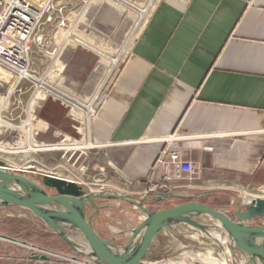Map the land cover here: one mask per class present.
<instances>
[{
	"label": "crops",
	"instance_id": "0c3cea01",
	"mask_svg": "<svg viewBox=\"0 0 264 264\" xmlns=\"http://www.w3.org/2000/svg\"><path fill=\"white\" fill-rule=\"evenodd\" d=\"M86 1H54L53 21L38 31L45 37L44 46L33 47L29 58L34 77L47 72L57 86L83 95L80 105H91L88 99L102 83L117 48L87 36L95 50L55 45L53 32L60 21L77 13L81 25L95 20L94 29L101 32H113L120 19L110 0H94L97 5ZM26 83L15 90L11 84L7 94H0V113L15 106L18 119L28 126L24 139L17 141L21 145L1 142L5 150L0 165L5 168L35 177L53 172L83 186L86 193L141 198L147 181L156 179L153 164L165 141L184 136L189 140L182 142L190 149L183 151V159L200 173L191 182H174L176 191L197 196V202L227 215L235 211L237 198H264V0L249 5L242 0H156L90 119L78 109L67 113L50 97L36 107L27 100L23 106ZM63 138L96 146L95 164L106 169L108 179L86 184L71 164L57 160ZM109 202L116 201L95 200L97 211L86 205V215L102 239L124 245L136 226L113 219L99 224V214L108 217L113 209L124 213L134 208ZM197 257L202 258L190 255L191 260Z\"/></svg>",
	"mask_w": 264,
	"mask_h": 264
},
{
	"label": "water",
	"instance_id": "95a60500",
	"mask_svg": "<svg viewBox=\"0 0 264 264\" xmlns=\"http://www.w3.org/2000/svg\"><path fill=\"white\" fill-rule=\"evenodd\" d=\"M29 173L0 165V208L27 210L60 237L75 254L83 257L86 264H143L158 234L176 230L180 226H188L206 234V238L217 243L224 252V247L209 236V232H218V228L199 223L197 219L200 216L214 220L224 231L225 235L221 230L219 235L230 241L231 245L228 243L225 246L232 256H225L231 264L241 261L239 255L246 256L245 264H264L263 197L249 201L237 198L232 219L223 211L197 202V196H188L183 191L157 193L150 198H134L109 192L86 193L83 186L77 183L43 174L32 180ZM176 199L184 202L156 212L147 208V205ZM95 200L123 202L139 210L144 217L128 232L129 239L124 245L119 246L113 240L102 239L91 227V216L86 215V205L97 211ZM257 220L261 222L255 225ZM75 233L81 236L83 246L71 238V234ZM0 240L28 247L26 243H19L3 235H0ZM29 259L49 261L47 255L35 253Z\"/></svg>",
	"mask_w": 264,
	"mask_h": 264
},
{
	"label": "rangeland",
	"instance_id": "374dc122",
	"mask_svg": "<svg viewBox=\"0 0 264 264\" xmlns=\"http://www.w3.org/2000/svg\"><path fill=\"white\" fill-rule=\"evenodd\" d=\"M155 1L156 0H110L109 4L118 9L120 13L119 23L113 32H110V29L104 32L98 31L97 29L96 31L94 29L95 20H93V22L89 21V28L85 25H81V15L78 13L74 17H71V19H67L65 15L67 20L64 19V27H58V23V26L51 37V41L53 43L55 42V45H61L60 43L62 41L63 44L73 43L86 49L95 50L85 40V37L87 36L90 40L97 44L109 43L112 47L117 48L116 55L109 57L108 59L109 65L106 69H104L105 73L102 83L96 93L88 99L90 100L91 105L97 104L98 99L104 95L103 93L105 92L106 87L117 73V70L126 56L131 43L141 30L155 4ZM92 3L95 5L98 4V2H95L94 0L86 1V4L88 5H92ZM69 8L70 7H68V9ZM43 25L44 24L39 26L37 33L42 28L46 27V25ZM66 37H68V40L65 39ZM36 78L45 79L47 85L54 89L55 92L65 95L71 103L78 107L84 99L83 95L73 93L71 90H66L57 86L56 82L49 79L47 72ZM0 82L2 83V87L0 86V94L4 96L7 94V91L12 84V79L7 72L0 70ZM25 82H27L25 84L26 94L21 99L23 106L25 105L26 100L28 105L29 99L34 92V85L29 81ZM37 86L40 87L41 82L38 81ZM38 95V97L42 96L40 93ZM55 95H57V93ZM55 95L49 94L48 97L55 99L60 107L68 113V109L65 108V105H63L65 103L58 99ZM42 102L43 100L37 99L31 103H35L34 106L36 107ZM5 111L6 112L0 113V149L4 150L5 147L1 145V142H9L12 144L13 142L21 141L24 139L23 134L28 131V126H26L25 129L26 123L24 124L21 119H18L20 112L19 108L8 105ZM9 112L10 115H8ZM21 118L24 120L23 116ZM21 126H23V129ZM17 144L21 145V143L18 142ZM61 146L62 148H59L61 150L56 153L58 156L57 160H60V162H64L67 165L71 164L76 170L77 176L79 177L80 175L86 184L92 182L94 183V179H99L101 181L108 179L109 175L104 167H100V169H104L103 172L96 169V162L94 159L96 150L75 148L73 144L71 145L69 143H63ZM0 156H3L1 151ZM17 159L18 158H16V160ZM80 170L84 171L83 174ZM28 176L32 180H35L34 175H31L32 177L30 175ZM182 202L184 201L180 199L169 200L164 205H159L151 211L156 212L171 208ZM141 216L142 214L135 208L134 210L128 208V210L126 209L124 213L117 211V209H113L112 213L108 217H105L102 213H100L98 222L100 224L104 221V219H113L115 222L128 223L129 225L137 226L141 222ZM228 216L233 219V217H231L232 215ZM117 228V226H112V229L114 230ZM172 233L175 234V236H171ZM182 233L187 234V236H181ZM0 235L14 239L19 243H26L28 247L36 246L51 253V256H49V262L36 263L34 260L29 259V256L33 253V251L28 247L0 240V264H86L83 257L75 254L60 237H58L49 227L35 219L27 210L21 208L11 210L0 208ZM71 236L74 241L83 246V240L78 233L71 234ZM117 244L121 246L123 243L117 242ZM150 253L151 255H148V258L143 262V264H201L198 260L190 259V255L197 253H204V255L210 254V258L212 260L218 263L230 264L228 258L225 256L224 252L217 245V243L200 238L198 234L196 235L194 231L187 229L185 226H180L176 230L165 231L158 234ZM238 258L239 257L236 255L237 260Z\"/></svg>",
	"mask_w": 264,
	"mask_h": 264
},
{
	"label": "built area",
	"instance_id": "2783aa9c",
	"mask_svg": "<svg viewBox=\"0 0 264 264\" xmlns=\"http://www.w3.org/2000/svg\"><path fill=\"white\" fill-rule=\"evenodd\" d=\"M175 1L186 4L190 0ZM242 1L249 5L252 0ZM53 2L54 0H0V70L7 72L12 79V90H15L23 81H29L34 85V92L28 102L29 106L31 102L37 99L45 100L49 94L55 95L57 93L55 96L65 103L63 105L68 109L69 114H74L75 110L78 109L85 118L90 119L104 95L98 99L95 105H80L78 107L71 103L65 95L55 92L54 89L47 85L45 79L34 77V72L30 69L29 58L32 48H43L45 42V37L42 34H38L37 29L40 25L53 21ZM64 23L65 20L60 21L58 27H64ZM65 39L68 40V37ZM60 44H63V42L61 41ZM38 81L41 82L40 87L37 86ZM39 93L42 95L41 97H38ZM63 140H66L65 142L71 145L75 143V141L71 142L67 138H63ZM183 140H189V137H172L170 141H165L153 164L152 170L156 169V179L147 181V186L141 197L150 198L157 193L176 191L177 187L173 186L174 182H179L183 179L191 182L199 175L200 170L198 167L192 162L183 159V151L190 149V147L185 146V143L182 142ZM178 141L184 146H177L175 143ZM77 145L85 149L96 150L97 148L92 145L84 147V144L80 141H77ZM48 148L54 149L57 146ZM96 169L101 172L104 171L98 165H96ZM80 172L83 174L84 171L80 170ZM41 174L58 177L53 172L48 173L45 171ZM94 182L100 183L101 180L98 179ZM28 248L36 255L51 256L50 252L36 246H33V248L29 246ZM35 262L45 263L40 260H35Z\"/></svg>",
	"mask_w": 264,
	"mask_h": 264
},
{
	"label": "bare ground",
	"instance_id": "6f19581e",
	"mask_svg": "<svg viewBox=\"0 0 264 264\" xmlns=\"http://www.w3.org/2000/svg\"><path fill=\"white\" fill-rule=\"evenodd\" d=\"M74 146H75V148H81L80 147V145H77V143H74L73 144ZM85 147V146H84ZM0 151L1 152H4V150L3 149H0ZM11 168V167H10ZM15 169V168H14ZM252 199H254V197L253 196H250V197H247V201H249V200H252ZM141 219L143 220L144 219V217L143 216H141ZM197 221L199 222V223H201V224H204V225H210V226H212V225H214L216 228H218V230L220 231V232H222L224 235H225V233H224V231L220 228V226H219V224H217L214 220H212V219H210V218H208V217H206V216H200L198 219H197ZM187 229H189V230H191V231H194V232H196V233H198V235H199V237L200 238H203V239H206V240H208L206 237V234H204V233H201V232H198V231H196V230H194L193 228H191V227H188V226H185ZM219 231L218 232H209V236L211 237V239H214L216 242H218L219 243V245H221V246H223L224 247V254H226V255H229V257H230V255L232 256V254H230L229 253V251L227 250V248H226V246H225V244H230V241H229V239H227V237H225V236H223V237H221L220 235H219ZM188 232H190V231H188ZM197 235V234H196ZM189 237V236H188ZM196 240V239H195ZM258 243V242H257ZM231 245V244H230ZM208 253V252H207ZM220 253V252H219ZM206 254V253H205ZM221 254V253H220ZM202 256V258H199V257H197V258H195V260H199L200 262H201V264H227V263H218V262H216V261H214V260H212L211 258H210V254L209 255H204V253L203 254H200V253H197V254H192V256ZM240 257H241V261L238 263V264H245V262H246V256H241V255H239ZM224 259V258H223ZM225 260V259H224ZM228 260H229V258H228ZM227 262V261H226ZM229 262H230V260H229ZM170 264H172V263H170ZM230 264H231V262H230Z\"/></svg>",
	"mask_w": 264,
	"mask_h": 264
}]
</instances>
